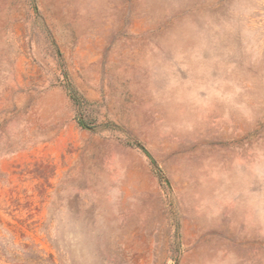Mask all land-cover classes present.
<instances>
[{
  "label": "rangeland",
  "instance_id": "374dc122",
  "mask_svg": "<svg viewBox=\"0 0 264 264\" xmlns=\"http://www.w3.org/2000/svg\"><path fill=\"white\" fill-rule=\"evenodd\" d=\"M0 264H264V0H0Z\"/></svg>",
  "mask_w": 264,
  "mask_h": 264
}]
</instances>
